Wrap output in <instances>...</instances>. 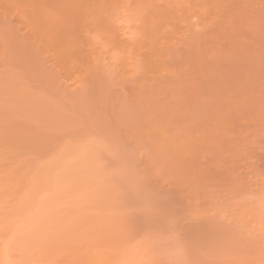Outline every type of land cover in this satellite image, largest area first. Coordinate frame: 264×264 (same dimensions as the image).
Instances as JSON below:
<instances>
[{
  "label": "rangeland",
  "instance_id": "rangeland-1",
  "mask_svg": "<svg viewBox=\"0 0 264 264\" xmlns=\"http://www.w3.org/2000/svg\"><path fill=\"white\" fill-rule=\"evenodd\" d=\"M0 264H264V0H0Z\"/></svg>",
  "mask_w": 264,
  "mask_h": 264
},
{
  "label": "bare ground",
  "instance_id": "bare-ground-1",
  "mask_svg": "<svg viewBox=\"0 0 264 264\" xmlns=\"http://www.w3.org/2000/svg\"><path fill=\"white\" fill-rule=\"evenodd\" d=\"M2 255H4V254H2Z\"/></svg>",
  "mask_w": 264,
  "mask_h": 264
}]
</instances>
